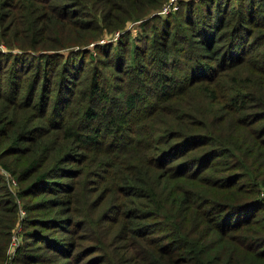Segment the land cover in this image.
Wrapping results in <instances>:
<instances>
[{
    "label": "trees",
    "instance_id": "trees-1",
    "mask_svg": "<svg viewBox=\"0 0 264 264\" xmlns=\"http://www.w3.org/2000/svg\"><path fill=\"white\" fill-rule=\"evenodd\" d=\"M2 43L0 264H264V0H0Z\"/></svg>",
    "mask_w": 264,
    "mask_h": 264
},
{
    "label": "rangeland",
    "instance_id": "rangeland-1",
    "mask_svg": "<svg viewBox=\"0 0 264 264\" xmlns=\"http://www.w3.org/2000/svg\"><path fill=\"white\" fill-rule=\"evenodd\" d=\"M174 1H176V0H172V2H174ZM176 5H178V3H175ZM171 4H169L168 6H165L164 7V9L161 11L162 13H164L167 9H168V7L170 6ZM165 14V13H164ZM152 17V16H151ZM128 29H130L131 31H132V35L133 36H136V37H139L140 38V35H141V33H142V31H143V29H142V27L140 26V22H129V24H128V27H127ZM149 29V28H148ZM119 34L120 33H105V35L99 40V42H104V43H106V42H109V41H111V42H113V41H117V39L119 38ZM148 42V39H139V45H141V46H145V44ZM93 47V43H91L90 44V48H92ZM0 49L1 50H3V51H7V50H10V48H8L5 44H0ZM14 50H19V48L18 47H15V49ZM98 55H100L101 57L103 56V54L102 53H98ZM130 55V54H129ZM2 77H5V81H6V84L7 83H9L7 80L9 79V73H7L6 75H0V78H2ZM83 83V82H82ZM81 83V84H82ZM80 196H81V198H82V206H81V210H85L86 208H87V206H86V204H85V197H84V193H83V190L80 192ZM88 203V202H87ZM104 207H105V204H102L100 207H99V209L97 208V213H100L103 209H104ZM96 213V215H98ZM25 215V213L24 214H22V216L20 217L21 219L23 218V216ZM22 226V225H21ZM16 231H17V228H16ZM22 229L20 230V231H18L17 233H18V235H19V237H20V241H21V233H22ZM82 233V232H81ZM15 251H16V249L13 251L12 250V252L11 253H15ZM49 255H52V253H50ZM86 261V259L85 260H83L80 264H83L84 262Z\"/></svg>",
    "mask_w": 264,
    "mask_h": 264
},
{
    "label": "built area",
    "instance_id": "built-area-1",
    "mask_svg": "<svg viewBox=\"0 0 264 264\" xmlns=\"http://www.w3.org/2000/svg\"><path fill=\"white\" fill-rule=\"evenodd\" d=\"M12 182H13V184L17 183L16 180L13 178H12ZM22 214H24L23 210L21 211V215ZM21 229H22V226L20 224H18L17 231H15L13 238H12L11 245H10V250H9L10 255L14 254V253H11L12 250L14 251L20 245V237H19L17 232L20 231Z\"/></svg>",
    "mask_w": 264,
    "mask_h": 264
}]
</instances>
